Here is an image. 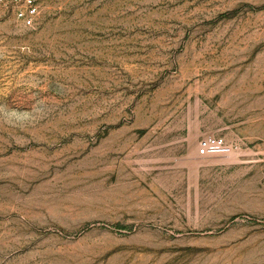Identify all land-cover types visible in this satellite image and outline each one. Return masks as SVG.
I'll return each mask as SVG.
<instances>
[{
  "label": "rangeland",
  "instance_id": "374dc122",
  "mask_svg": "<svg viewBox=\"0 0 264 264\" xmlns=\"http://www.w3.org/2000/svg\"><path fill=\"white\" fill-rule=\"evenodd\" d=\"M40 4H0V264H264V0Z\"/></svg>",
  "mask_w": 264,
  "mask_h": 264
},
{
  "label": "built area",
  "instance_id": "2783aa9c",
  "mask_svg": "<svg viewBox=\"0 0 264 264\" xmlns=\"http://www.w3.org/2000/svg\"><path fill=\"white\" fill-rule=\"evenodd\" d=\"M0 4L26 28L34 29L41 14L40 0H0ZM232 152L224 138L209 137L202 139L198 146L201 156H227Z\"/></svg>",
  "mask_w": 264,
  "mask_h": 264
}]
</instances>
